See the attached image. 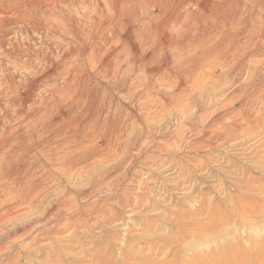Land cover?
Masks as SVG:
<instances>
[{"label": "rangeland", "instance_id": "rangeland-1", "mask_svg": "<svg viewBox=\"0 0 264 264\" xmlns=\"http://www.w3.org/2000/svg\"><path fill=\"white\" fill-rule=\"evenodd\" d=\"M2 186L58 211L16 208L2 232L32 246L14 236L2 264H74L103 240L184 258L228 241L257 264L264 0H0Z\"/></svg>", "mask_w": 264, "mask_h": 264}, {"label": "bare ground", "instance_id": "bare-ground-1", "mask_svg": "<svg viewBox=\"0 0 264 264\" xmlns=\"http://www.w3.org/2000/svg\"><path fill=\"white\" fill-rule=\"evenodd\" d=\"M25 180H26V178H25ZM5 189L3 186L0 188V264H2L5 261V260H3V262H2V260H1V258H3V256L7 260L6 263L11 261L10 260V258L12 257L11 251H13L14 246L17 245L16 244L17 242L16 243L14 242V238H13L14 236L19 235V237L21 238L20 240H22V237H24L23 243L22 242L21 243L26 244L27 248L32 246V241H33L32 239L33 238L28 237L29 235L27 237L25 236L27 234H30V233L25 234L27 231L25 228H23L22 230H18V231L15 230L13 232H7V233L2 232L1 225L3 226V224L8 219H11L12 216H14L13 214H15L14 211L17 210L16 208H18V207L21 208L22 205H27V207L29 209H32V208L35 209V211L38 213V216H39V214H40V216H42V217L37 218L35 220V223L44 222V223H46V226H48L49 224H51L50 222H52L50 216H53V220L54 219L56 220L57 215H58L57 214L58 211H56V209H55V212H54V210H53V208H55L54 206H53V208L51 207L50 210L47 209L48 212L45 211L46 213H45V215H43L44 212H41L42 210H40V207L43 203L42 197H40L41 193L40 194L37 192L35 194H31L32 192L30 194L28 193L26 195V198H25L26 202H24L23 200H19V199H18L19 201L16 200L17 198L21 197L22 191H23L22 189H24V188H22V189L19 188L20 191H17L18 187L16 188V186H15V188L10 189L7 192V194L4 192ZM22 196L24 197V195H22ZM21 199H22V197H21ZM252 204L253 203L247 205L248 207H245L246 212L248 211V212L252 213L256 210L255 207H252ZM207 230L208 229L205 228L202 230V233L201 232L200 233L204 234L203 232H206ZM117 232L118 231L115 229L110 230V234L112 235L110 237H112V239L116 238ZM178 234L180 236L179 239L183 240L187 237L188 238L194 237L196 234V231H192V230L187 229V228H182V229L178 230ZM100 235L104 236L105 232L102 231L100 233ZM33 236H35V235H33ZM87 239L89 242H95L94 239H92V238H87ZM10 240L12 242H10ZM29 240H31V241H29ZM111 244H112L111 242H109V241L106 242L103 240V241H101L99 247L95 248L94 250H83L81 259H79V258L76 259V256H74L75 254H71L69 256H71L72 262L74 264H239V263L243 264L244 263V261L241 258L239 259L229 249L228 241L222 242L221 245L215 244L212 247L209 246V243L203 244L204 246L199 245V247H198L199 249H197V250L191 249L190 251H192V253L189 251V253H191V254L188 253V255H189L188 258H184L180 255V253H183V252L187 253L188 249L182 248L180 246V244H177V243L168 252H165V245H162V246L152 247L148 251L147 254L144 252V249H139L136 252H133L131 250L121 252V250L115 248ZM105 245L107 247L106 250L104 248ZM191 248H193V246H191ZM71 250L74 251L75 249L71 248ZM63 251H62V253H63ZM261 252L262 253L259 254V256L256 260L257 264H264V254H263V251H261ZM169 256H171L172 259L165 261V259H167ZM87 259H88V261L85 262V260H87ZM130 261H132V263H129Z\"/></svg>", "mask_w": 264, "mask_h": 264}]
</instances>
